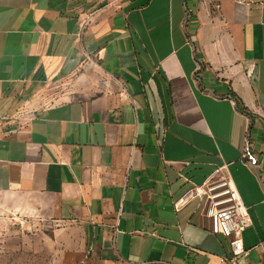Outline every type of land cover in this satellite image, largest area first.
I'll use <instances>...</instances> for the list:
<instances>
[{
	"label": "crops",
	"instance_id": "crops-1",
	"mask_svg": "<svg viewBox=\"0 0 264 264\" xmlns=\"http://www.w3.org/2000/svg\"><path fill=\"white\" fill-rule=\"evenodd\" d=\"M216 170L236 259L187 197ZM0 195L76 263L264 264V0H0Z\"/></svg>",
	"mask_w": 264,
	"mask_h": 264
},
{
	"label": "rangeland",
	"instance_id": "rangeland-1",
	"mask_svg": "<svg viewBox=\"0 0 264 264\" xmlns=\"http://www.w3.org/2000/svg\"><path fill=\"white\" fill-rule=\"evenodd\" d=\"M68 244L26 204L0 195V264H88L73 262Z\"/></svg>",
	"mask_w": 264,
	"mask_h": 264
},
{
	"label": "built area",
	"instance_id": "built-area-1",
	"mask_svg": "<svg viewBox=\"0 0 264 264\" xmlns=\"http://www.w3.org/2000/svg\"><path fill=\"white\" fill-rule=\"evenodd\" d=\"M236 1L249 3L252 0ZM246 155L251 164L256 163L257 158L248 149ZM196 196L204 202L202 213L210 220L211 231L222 234L229 240L232 258L247 254L242 233L252 220L248 207L231 178L220 174L219 170L214 171L202 184L194 186L187 193V197Z\"/></svg>",
	"mask_w": 264,
	"mask_h": 264
}]
</instances>
